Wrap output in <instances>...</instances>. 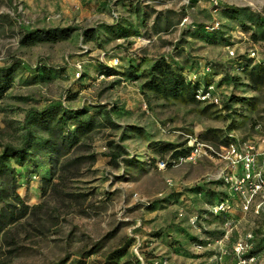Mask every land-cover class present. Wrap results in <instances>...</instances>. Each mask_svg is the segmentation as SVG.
Listing matches in <instances>:
<instances>
[{
  "label": "rangeland",
  "instance_id": "374dc122",
  "mask_svg": "<svg viewBox=\"0 0 264 264\" xmlns=\"http://www.w3.org/2000/svg\"><path fill=\"white\" fill-rule=\"evenodd\" d=\"M263 27L264 0H0V67L14 68L0 103V153L21 144L34 110L56 102L111 110L85 140L96 161L65 192L47 189L58 169L51 159L12 161L19 193L44 208L16 228L21 249L0 264H264V213L245 210L232 189L239 166L210 151L159 165L177 149L200 143L225 154L233 142L252 146L264 173V84L243 71L264 67ZM66 29L57 42L23 41L28 30ZM160 57L212 83L214 97L185 102L145 90Z\"/></svg>",
  "mask_w": 264,
  "mask_h": 264
},
{
  "label": "trees",
  "instance_id": "16d2710c",
  "mask_svg": "<svg viewBox=\"0 0 264 264\" xmlns=\"http://www.w3.org/2000/svg\"><path fill=\"white\" fill-rule=\"evenodd\" d=\"M262 29L264 32V27ZM95 35L94 30L84 29L86 40H94ZM69 36L70 30L68 29L63 35L56 32L28 30L23 41L27 45H35L57 42ZM108 70L110 73L113 72L111 69ZM243 71L252 82L264 84V67L257 64H246ZM129 75L136 79L139 78L133 71H130ZM13 82L14 68L0 67V103ZM209 85L212 83L204 84L200 78H190L175 68L165 57H160L151 65L143 88L164 99L203 102L206 100L199 99L197 95L199 90L202 88L207 90ZM110 120L111 110H106L99 115L89 113L83 108L74 110L56 102L43 109L34 110L26 120L21 144L16 147L8 146L0 153V203L2 204L0 209V263H7L21 249L15 232L16 228L44 208L43 203L29 204L19 193L21 183L12 161L15 165L24 168L27 161H32L34 157L51 159L58 169L56 181L49 180L47 189L55 194L65 192L67 182L79 177L86 167H90L96 161L94 153L86 152L89 147L85 140L94 130L106 126ZM229 144L227 142V145ZM192 149L193 146H189L173 151V160L167 162V165L170 166L174 161L189 156ZM111 156L115 160L119 153L112 152ZM115 253V256L120 257L124 254V249L117 250Z\"/></svg>",
  "mask_w": 264,
  "mask_h": 264
},
{
  "label": "built area",
  "instance_id": "2783aa9c",
  "mask_svg": "<svg viewBox=\"0 0 264 264\" xmlns=\"http://www.w3.org/2000/svg\"><path fill=\"white\" fill-rule=\"evenodd\" d=\"M213 5L219 7V0H210ZM214 28V27H212ZM81 65L77 67V74L80 75ZM214 85H209L207 90L202 88L199 90L197 97L201 100H209L214 97ZM207 150L204 149V146L198 143L192 149L189 156L181 158V160H193L197 155L201 153H206L210 151L215 153L220 158L227 159L231 162V165L234 167L239 166L241 169L240 175H238L233 182L232 189L239 193L243 198V207L245 210L252 208L256 213L262 211L264 213V173L257 171L256 169V157L258 152L254 151L252 146L241 148L236 143H230L227 146L226 153H219L213 151L209 146H205ZM264 154V152H263ZM175 162V161H174ZM159 165L164 167L167 165V162L162 160ZM259 196V203H255L254 199ZM225 206L223 203L214 207V212L224 211ZM243 247L240 246L237 250L240 252ZM254 260V258H251Z\"/></svg>",
  "mask_w": 264,
  "mask_h": 264
}]
</instances>
